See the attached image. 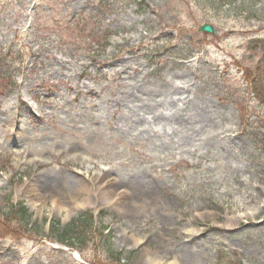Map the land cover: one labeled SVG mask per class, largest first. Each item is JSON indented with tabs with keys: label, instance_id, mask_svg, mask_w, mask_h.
<instances>
[{
	"label": "rangeland",
	"instance_id": "rangeland-1",
	"mask_svg": "<svg viewBox=\"0 0 264 264\" xmlns=\"http://www.w3.org/2000/svg\"><path fill=\"white\" fill-rule=\"evenodd\" d=\"M258 39L264 0H0V264H264ZM133 87L154 102L127 108ZM95 179L131 223L101 196L72 209ZM89 212L91 240L54 244Z\"/></svg>",
	"mask_w": 264,
	"mask_h": 264
},
{
	"label": "bare ground",
	"instance_id": "bare-ground-1",
	"mask_svg": "<svg viewBox=\"0 0 264 264\" xmlns=\"http://www.w3.org/2000/svg\"><path fill=\"white\" fill-rule=\"evenodd\" d=\"M182 81L184 82L185 80L182 79ZM172 89H174L173 91L169 92V88L167 89V93L169 92L168 96L169 98H174L175 96H177V94L179 93V91L183 92L185 90V88H179L176 86H173ZM150 94L147 90H145L144 88L141 87H133L131 92L126 95L124 97V100L127 101V108L129 107V105L131 103H141V104H147L149 106V104L151 102H154V100H152L150 97ZM187 100V102H186ZM166 101V100H163ZM193 100L191 101V99L186 98L183 101V105H189L192 109L187 110L185 112V110L180 113V114H174L173 117L171 118L173 120V127L177 128L179 127L181 124L186 123L189 124L190 128H193V119L194 117L192 116V111H193ZM195 105V104H194ZM204 111L202 118L203 119H207L206 122H201L198 126L199 129L201 131H205L206 129H210V135L213 136L214 140H218L220 137H222V135L224 134V132H220L219 130L216 129L215 125L209 121L212 119L213 114L212 111H208V110H203ZM203 121V120H202ZM208 124L206 127H204V124ZM197 126V127H198ZM196 128V127H195ZM221 145V142L218 143V146ZM82 157H80V155L75 154L73 157V160L75 161L76 165L81 166L82 168H88V170L94 169L96 170L94 167H92V162H94V160H86ZM91 168V169H90ZM109 174H102V172H100V177L103 178V180H107L109 179ZM96 179L93 181V185L88 186V182L84 183V182H78L77 185L79 187H77V189L74 191L73 194V198L77 199L79 201V203H77V201H74V206L72 209H74L75 207H77L78 204H82V205H88L91 202V198L92 197H98L101 196L104 200H108L109 203H112V207L115 209L116 212H118L121 216L122 219H128L127 221L129 223H131L130 219H129V209H130V205H121V201L119 200V198H117L119 196L117 190H115L114 188L110 189L108 186L105 187V190L100 191V187L103 185V183H100L96 189L94 190V186L96 185L95 183ZM76 185V186H77ZM22 189V188H21ZM28 189V188H27ZM29 190V189H28ZM24 192H26L24 190ZM34 193H36L37 197H41V198H45L43 197V195H41L38 190L33 191ZM114 194V196L112 195ZM126 220L124 222V226H126ZM238 218L234 219V221H230L228 224H226V228H231L235 226V223L238 222ZM191 226V224H190ZM194 231H196V229H194V227L191 226V228H188V232L187 233H194ZM188 239H191L190 237H188ZM205 262V261H204ZM157 263V262H156ZM154 263V264H156ZM152 264V263H151ZM164 264H183L182 262L179 261L178 258H175L174 261L170 262V263H164Z\"/></svg>",
	"mask_w": 264,
	"mask_h": 264
},
{
	"label": "trees",
	"instance_id": "trees-1",
	"mask_svg": "<svg viewBox=\"0 0 264 264\" xmlns=\"http://www.w3.org/2000/svg\"><path fill=\"white\" fill-rule=\"evenodd\" d=\"M255 44L261 45L264 50V41L256 42ZM259 69H261V67ZM262 71L264 74V68ZM256 77H259V72L257 73ZM258 79H260L259 81H262V85H257L258 81H256L257 78H255V81L251 83L253 91L252 94H255V96L260 100H264V79L261 77ZM17 213L25 217L24 215L27 213V211L22 210L21 212L19 211ZM57 229L58 230L53 233L55 237V243L65 245L70 248H76L77 242L84 243L88 239L91 240L90 237L96 233L94 220L89 213L86 215H81L77 220L69 224L64 230L61 231L59 228ZM79 250L82 251L81 249Z\"/></svg>",
	"mask_w": 264,
	"mask_h": 264
},
{
	"label": "water",
	"instance_id": "water-1",
	"mask_svg": "<svg viewBox=\"0 0 264 264\" xmlns=\"http://www.w3.org/2000/svg\"><path fill=\"white\" fill-rule=\"evenodd\" d=\"M201 31L209 32L212 33V28L210 26H205L204 28L201 29Z\"/></svg>",
	"mask_w": 264,
	"mask_h": 264
}]
</instances>
